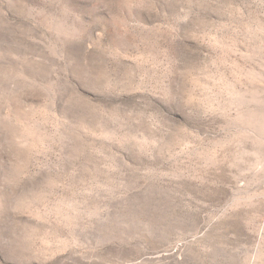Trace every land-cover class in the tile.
<instances>
[{
    "label": "rangeland",
    "instance_id": "1",
    "mask_svg": "<svg viewBox=\"0 0 264 264\" xmlns=\"http://www.w3.org/2000/svg\"><path fill=\"white\" fill-rule=\"evenodd\" d=\"M0 264H264V0H0Z\"/></svg>",
    "mask_w": 264,
    "mask_h": 264
}]
</instances>
